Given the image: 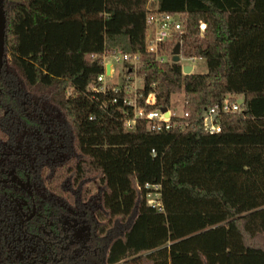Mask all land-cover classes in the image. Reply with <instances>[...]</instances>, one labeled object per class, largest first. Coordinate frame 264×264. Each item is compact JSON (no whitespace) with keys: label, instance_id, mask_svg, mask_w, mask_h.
I'll use <instances>...</instances> for the list:
<instances>
[{"label":"trees","instance_id":"16d2710c","mask_svg":"<svg viewBox=\"0 0 264 264\" xmlns=\"http://www.w3.org/2000/svg\"><path fill=\"white\" fill-rule=\"evenodd\" d=\"M2 8L0 165L30 173L41 217L25 226L34 245L16 244L0 186V264H264V0H2ZM154 13L178 18L182 55L205 59L206 74L182 75L179 63L146 52ZM177 43L165 44L168 55ZM112 50L140 55L137 77L145 95L153 86L156 94L148 109H170L182 93L190 127L126 131L119 106L101 110L87 89ZM237 96L240 111L220 114V132L208 133L206 111ZM145 185L160 187L162 211L147 205ZM75 210L94 225L95 252L60 260L59 239L37 227Z\"/></svg>","mask_w":264,"mask_h":264},{"label":"built area","instance_id":"2783aa9c","mask_svg":"<svg viewBox=\"0 0 264 264\" xmlns=\"http://www.w3.org/2000/svg\"><path fill=\"white\" fill-rule=\"evenodd\" d=\"M156 0H148L151 4ZM147 33L145 36V50L154 56V60L160 64L171 62L172 53L168 55L164 49L165 44L177 36V44L180 45V60L185 59L194 62L197 57H184L181 52L182 41V25L177 17L165 14L154 13L147 18ZM206 26L204 23L199 25L200 35L204 33ZM176 41V39H175ZM142 60L139 54H125L117 50L106 52L102 57L103 73L96 78L94 84L88 87L91 100L98 104L101 110H106L108 105H117L122 112L123 126L126 131H134L138 123H144L147 132L162 133L171 129L178 128L186 130L190 127L187 120L188 114L182 111V116L177 115L174 111L166 108L148 109L156 103V94L154 86L145 95L144 85L141 79H137L136 70ZM180 64V61H179ZM114 65L122 66V83L119 86H112L105 83L106 78L113 79L115 75ZM107 66L109 70L107 72ZM193 67L190 65H181ZM139 84H142L140 87ZM112 94V97L109 96ZM243 102H237L234 98H226L221 103L210 107L202 117L205 130L210 133L220 132V126L216 122V118L220 114L237 113L240 111ZM154 156V151H152ZM148 191L145 200L148 206L162 211L160 203L159 186L145 185Z\"/></svg>","mask_w":264,"mask_h":264},{"label":"flooded vegetation","instance_id":"af4514ba","mask_svg":"<svg viewBox=\"0 0 264 264\" xmlns=\"http://www.w3.org/2000/svg\"><path fill=\"white\" fill-rule=\"evenodd\" d=\"M0 7L2 8V0H0ZM4 62L3 52V65ZM44 149L47 150L48 147L45 146ZM0 186L4 189V195H6V201L4 202H7L6 208L11 215V226L15 228V243L24 242L29 246H33L34 235L28 232L25 226L35 217H41V214L36 208L33 197L34 186L31 183L30 173L21 167L13 168L0 165ZM43 219L44 224L39 225L37 230L45 233L46 236L53 234L59 239L62 244L59 248L60 260L63 258L72 259L79 255L95 252V249L92 248L95 242L94 225L82 218L78 211L75 210L72 214L63 216L58 226L53 225L48 217H43ZM35 237L37 241L45 244V240L41 235ZM14 264H47V261L43 257L38 260L31 259L29 262L24 263L16 259Z\"/></svg>","mask_w":264,"mask_h":264},{"label":"rangeland","instance_id":"374dc122","mask_svg":"<svg viewBox=\"0 0 264 264\" xmlns=\"http://www.w3.org/2000/svg\"><path fill=\"white\" fill-rule=\"evenodd\" d=\"M181 65H190L193 67V72L192 74H206L207 73V64L206 60L201 58V59H196L194 62L187 61L185 59L180 60ZM114 71L115 75L113 79L106 78L105 83L108 85L112 86H119L122 83V66L119 65H114ZM139 79V78H137ZM141 87L142 84H139ZM237 102L242 101L241 96H237L234 98ZM184 96L183 94H175L171 97L170 99V109L174 111L177 115L182 116V110L184 107ZM98 186L97 182H93L89 185V189L91 190L92 193L95 192L96 188Z\"/></svg>","mask_w":264,"mask_h":264},{"label":"water","instance_id":"95a60500","mask_svg":"<svg viewBox=\"0 0 264 264\" xmlns=\"http://www.w3.org/2000/svg\"><path fill=\"white\" fill-rule=\"evenodd\" d=\"M4 29H5V16H4L3 9L0 7V74H1V69L3 66ZM179 61H180V45L176 44L172 50L171 62L172 63H179ZM106 69L108 72L109 66H107ZM182 72L184 75H190L191 74V67H189V66L183 67ZM162 111L166 112L167 109L164 108Z\"/></svg>","mask_w":264,"mask_h":264}]
</instances>
